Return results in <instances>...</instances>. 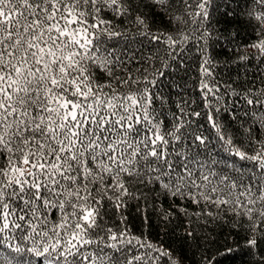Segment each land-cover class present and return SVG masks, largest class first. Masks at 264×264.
Here are the masks:
<instances>
[{"label":"snow or ice","instance_id":"obj_1","mask_svg":"<svg viewBox=\"0 0 264 264\" xmlns=\"http://www.w3.org/2000/svg\"><path fill=\"white\" fill-rule=\"evenodd\" d=\"M0 264H264V0H0Z\"/></svg>","mask_w":264,"mask_h":264},{"label":"trees","instance_id":"obj_2","mask_svg":"<svg viewBox=\"0 0 264 264\" xmlns=\"http://www.w3.org/2000/svg\"><path fill=\"white\" fill-rule=\"evenodd\" d=\"M116 23H120V21L117 20ZM212 227H213V226H211V225L209 226V231H211Z\"/></svg>","mask_w":264,"mask_h":264}]
</instances>
